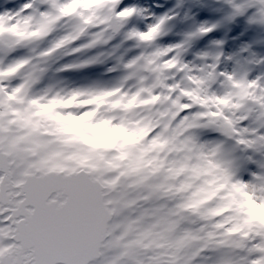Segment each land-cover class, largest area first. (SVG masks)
<instances>
[{"label":"snow or ice","instance_id":"snow-or-ice-1","mask_svg":"<svg viewBox=\"0 0 264 264\" xmlns=\"http://www.w3.org/2000/svg\"><path fill=\"white\" fill-rule=\"evenodd\" d=\"M0 264H264V0H0Z\"/></svg>","mask_w":264,"mask_h":264},{"label":"rangeland","instance_id":"rangeland-1","mask_svg":"<svg viewBox=\"0 0 264 264\" xmlns=\"http://www.w3.org/2000/svg\"><path fill=\"white\" fill-rule=\"evenodd\" d=\"M229 46H231V41H229ZM73 57H68L66 60H71ZM63 62V61H62ZM111 61H108L104 64H98L78 72H66L61 73L60 76L65 79L66 82L75 83V84H83L90 81H107L113 76L115 73H107L106 68L110 65Z\"/></svg>","mask_w":264,"mask_h":264}]
</instances>
